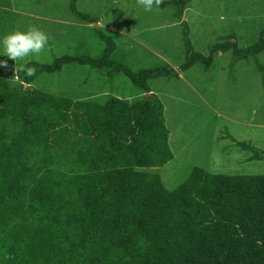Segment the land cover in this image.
I'll use <instances>...</instances> for the list:
<instances>
[{
	"label": "trees",
	"instance_id": "trees-1",
	"mask_svg": "<svg viewBox=\"0 0 264 264\" xmlns=\"http://www.w3.org/2000/svg\"><path fill=\"white\" fill-rule=\"evenodd\" d=\"M189 2L154 6L169 8L181 28L179 71L207 70L218 52L238 61L264 51V27L249 47L225 38L207 54L195 51L182 20ZM68 8L92 26L76 30L78 41L75 32L64 37V53L50 62L25 63L36 68L32 77L16 73L27 88L12 79L14 61L0 56V264H264V175L195 167L166 190L150 170L173 156L164 107L149 82L178 73L163 61L130 68L119 34L97 26L100 16L79 11L76 0ZM91 37L101 46L95 54ZM79 67L96 73L81 80ZM68 69L89 85L44 90L45 76ZM119 76L136 94L105 92ZM240 145L264 159V151Z\"/></svg>",
	"mask_w": 264,
	"mask_h": 264
},
{
	"label": "rangeland",
	"instance_id": "rangeland-1",
	"mask_svg": "<svg viewBox=\"0 0 264 264\" xmlns=\"http://www.w3.org/2000/svg\"><path fill=\"white\" fill-rule=\"evenodd\" d=\"M13 1L16 8L30 10V13L31 7L53 6L57 14L52 15L62 16L61 20L65 21L73 19L68 0H48L43 4L35 0ZM0 3L1 11L6 3ZM76 7L99 16L108 7H113L102 24L114 23L125 31L139 29L142 34L137 38L146 43L148 38H153V49L160 59L137 57L131 60L132 55L129 54L130 68H149L163 61L178 73L179 78L162 77L149 82L152 92L159 97L164 107L165 126L169 130L168 144L173 156L163 166L150 170L160 177L166 190L177 187L195 167L220 175H264V159L253 160L252 150L240 145L243 143L264 151V51L255 57L238 61H235L230 51L218 52L214 54L212 65L207 70L201 65H194L179 71L178 67L184 61L181 28L178 24H170L174 19L169 8L153 7L146 12L136 0H79ZM19 17L23 18V15ZM182 20L188 24V37L197 52L207 54L211 45L225 38L235 40L238 48H246L256 41L259 31L264 27V0H190ZM11 23L10 13L0 12V34L11 32L17 25L23 31L31 24L50 36L48 46L39 56L30 54L22 61H17V64L50 62L55 56L64 53V37L73 33L69 28L62 29V32L53 31L52 27L46 28L42 23L31 20H21L20 24L13 22V26ZM154 25L159 26V30L147 33V28ZM74 37H78L77 33ZM91 38L90 48L94 42L95 46L90 50L91 54H95L101 46ZM78 69L81 80L84 76L96 73L84 67ZM64 73L62 76H45L43 84L50 87L44 90L55 91V84L70 91L89 85L90 81L84 86L76 79L77 71L74 69ZM103 89L116 96L136 94L122 76Z\"/></svg>",
	"mask_w": 264,
	"mask_h": 264
},
{
	"label": "crops",
	"instance_id": "crops-1",
	"mask_svg": "<svg viewBox=\"0 0 264 264\" xmlns=\"http://www.w3.org/2000/svg\"><path fill=\"white\" fill-rule=\"evenodd\" d=\"M48 0H44L41 4H43L44 2H46ZM79 0H76V4ZM0 2H4L6 3V6L2 7L4 10H1L0 12L5 14V13H10V20H11V24L13 26V22H18V24H20L21 20H31L32 22H38V23H42L46 28H53V31H61L63 30H67L68 28L71 29L73 32H75L76 34V30L80 29L81 27H88V26H92L91 24H84V23H79L74 19V16H72V18L74 19H69L68 20H61V17L58 16H54L56 15V11L53 10L54 7L51 6L49 8H46L45 6H39V7H31L32 12L30 13V10H23V9H19L16 8L15 3L13 0H0ZM3 3V4H4ZM1 4V3H0ZM1 8V7H0ZM113 7H109L107 9L104 10V14L102 16H100V20L97 23V26L100 27H104L106 29H109L117 34L120 35L119 41L121 44V48H123L128 54H131L134 57H145V59H149V57H153V58H158L160 59L157 55V51H155L153 48L155 47L154 44V40L149 39L146 40L148 41L143 42L142 40H139V37L142 32L138 29V30H133V31H125L124 29L120 28V26H118L117 24L114 23H109V24H102V21L104 19L105 22V16L107 15V13L112 10ZM80 11V10H79ZM83 12V11H82ZM54 14V15H52ZM15 15H17V19L15 18ZM23 15V18L20 19L19 16ZM61 15V13H60ZM41 16V17H40ZM60 18V20H59ZM66 18V17H64ZM75 21V22H74ZM170 24H178L177 22H175V20L173 21V23ZM65 25L66 27L62 26ZM11 26V27H12ZM119 27V28H116ZM13 29L15 27H12ZM16 30H19L18 25L15 28ZM45 29V28H43ZM62 30V31H63ZM159 30V26H151L149 28H147V33H151L153 31H158ZM61 31V32H62ZM77 32H79L77 30ZM46 33V31H45ZM48 35V33H46ZM56 34V33H54ZM62 34V33H61ZM61 34L58 36L60 37ZM71 34V33H68ZM74 34V35H75ZM52 35V34H51ZM77 35H79V33H77ZM67 36V35H66ZM78 39V37H75L74 40L76 41ZM78 41V40H77ZM52 43L49 45V48H51Z\"/></svg>",
	"mask_w": 264,
	"mask_h": 264
},
{
	"label": "clouds",
	"instance_id": "clouds-1",
	"mask_svg": "<svg viewBox=\"0 0 264 264\" xmlns=\"http://www.w3.org/2000/svg\"><path fill=\"white\" fill-rule=\"evenodd\" d=\"M136 3L143 8L144 11H151L152 8L159 7L161 0H136ZM50 40L42 29L31 24L26 26L25 30H12L11 32L0 34V56L7 57L14 61L13 80L19 81L23 87L27 88L29 82L20 80L16 73L22 72L26 77H32L36 73V68L26 66L24 63L17 64V61H22L30 54L39 56L42 50L46 49ZM6 65L5 60H0V67Z\"/></svg>",
	"mask_w": 264,
	"mask_h": 264
}]
</instances>
